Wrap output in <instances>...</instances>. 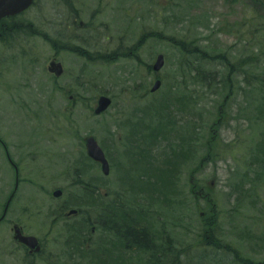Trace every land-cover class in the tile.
Instances as JSON below:
<instances>
[{
	"label": "rangeland",
	"instance_id": "obj_1",
	"mask_svg": "<svg viewBox=\"0 0 264 264\" xmlns=\"http://www.w3.org/2000/svg\"><path fill=\"white\" fill-rule=\"evenodd\" d=\"M47 2L42 8L51 11L57 0ZM95 2L96 0H90L89 4L94 8ZM106 2L109 8L98 19L103 23H110L111 19L113 20L112 26H109L112 31L107 37L119 38L120 50L117 52L119 58L116 56L115 61L109 66L102 65L97 60L87 62L88 58L98 59L94 54L102 50L99 47L89 48L82 60L64 57V60L66 58L69 61L71 73L68 79L56 81L59 92L55 90L52 76L47 72L51 60V54L47 50H39L37 53L35 50H29L22 38L20 47L11 49L8 53L0 50V127H6L17 135L21 131V136L29 135L28 132L32 130L29 141L32 134L38 135L44 131L46 138H37L39 141L36 142L34 140L38 146L35 149L39 156L37 162L42 164L41 153L43 154L44 150L48 154H52V150L60 154L59 159L56 154L53 155L55 166L44 164L51 173L47 191L51 187L66 189L65 196L62 195L61 200L55 204L64 202L68 197L67 192L80 194L78 188L74 186L70 188V181L73 184L74 179L81 181V185L86 183L96 185L99 182L102 186L99 193H103L107 199L117 198L111 195L119 194L129 202L131 194L134 199V191L127 189L147 190L145 201L136 205L139 214L136 212L135 226L137 229L145 228L151 248L153 246L159 248L162 240H165L164 243L169 250L167 264L171 261L173 264H264V117L261 96L247 94V87L240 72L230 78V81H233L231 90V86L227 85L229 81L225 84L226 71L218 61L204 71L210 78L214 74L217 76L214 80L209 78L210 86H202L199 83L196 85L197 79L190 69L191 63L187 67L183 62L185 58L192 62V57H183L171 46L176 44V41L178 43L186 41L189 44L195 40L198 48L227 53V58L231 62L239 57L257 56L255 64L259 66L258 70H262L263 33L259 32L257 35L252 33L256 25L263 21L264 10H260L257 18L249 16L245 18L251 6L248 0H185L187 3L194 2L195 5L180 22V11L176 10L178 16H173L174 4L177 3L175 0H104V3ZM146 7L149 12H146ZM111 8H117V11L112 12ZM182 14L185 15V12L182 11ZM37 18L42 19L39 16ZM127 18H133L132 23ZM191 21L193 25L190 26ZM143 28L147 29L148 33L162 31L174 39H170L171 42L166 45L152 41L148 43L151 47L149 46L147 52V61L158 53L165 57L161 78L165 79L166 84L161 91L162 95L165 94L170 99L179 97L181 87L177 89L178 86L175 84L177 78L188 76L195 81L189 83L192 91L190 93L195 96V104L193 107L188 104V108H184L183 112L181 110L180 114L175 113L176 104L164 102L160 96L156 98L157 100L149 104L143 102L140 106L134 104L137 103L136 100H128L130 88L133 86L130 83L133 74L130 71L131 62L126 58L129 54L127 50L135 44ZM252 39L255 41L249 43ZM100 53L111 55L112 51ZM4 56L5 61H2ZM58 57L61 59V55ZM15 61L19 68L9 71ZM82 70L84 71L81 73ZM211 80L216 83L213 85ZM90 85L95 87H89ZM173 87H176V90H172ZM102 95L110 98L112 105L103 115L93 118L91 109L94 108L97 98ZM69 97L73 99L71 102L68 100ZM162 101L164 106L160 112ZM221 105L223 106L220 107ZM143 106L141 116L130 117L132 109ZM219 107L223 109L221 112L224 117L219 121L213 132L214 139L211 140L209 129L218 118ZM124 108L127 111H124ZM166 108L168 111L164 112ZM147 110L150 114L144 112ZM154 110L156 111L153 112ZM121 111L125 116H118V112ZM167 113L173 115L179 129H186L188 123L192 122L198 136L195 145L199 146L197 153L190 151L180 159L176 169L178 177L173 179L168 174L176 172L163 171L166 142L153 149L155 159L148 168L145 166L146 163L136 167L137 165L130 160V152L132 150L142 152L146 149L145 141L138 143L131 139V143L127 138V132L117 133L115 128L117 120L121 126H131L132 121L138 122L136 128L157 126L165 119ZM31 116L34 117V121L31 120L33 119ZM31 125H35L34 128H30ZM5 132V128H0V137L4 140H23L21 136L14 138ZM118 134L122 138L121 144L117 142ZM88 135L96 138L112 165V173L107 178L102 176L99 168L84 159L85 152L80 141ZM27 137H24V140ZM164 140L168 141L166 138ZM164 140L158 142L162 143ZM207 140L211 141L209 144L211 157L193 175V180H188L193 169L205 158L207 151L204 144ZM127 146L132 150L127 149ZM117 147L120 154H117ZM125 151L129 154L123 155ZM33 172L37 173L36 170ZM160 172L164 173L163 177L159 176ZM257 172L260 173L258 179L261 182L257 181L255 176ZM0 173H5V166L1 162ZM7 173L10 188V172ZM135 174L144 175L134 180L137 177ZM54 175L57 180L53 178ZM191 185L211 193L216 221L210 217V206L191 196L189 192ZM38 196L28 198L25 191L24 193L21 191L13 203V210L17 212L20 210V213L21 206L26 207L22 219L17 220L18 218L14 216V221H20L24 232L37 237L45 246L43 255L35 264L91 263L89 258L72 256L69 253L70 249L61 251L56 237L62 230L65 236V227L53 225L50 207L54 204H50L52 200L49 196L46 198ZM0 202H3L2 196ZM38 203L43 205L39 212L36 209ZM95 206L94 201L91 205L94 213ZM197 206L208 214L209 219L206 216L205 224L210 220L211 225L207 224V228L200 221ZM77 221L71 220L70 223ZM10 227L4 225L0 229L2 234L0 239L7 237L9 241ZM87 233L86 229L81 231V235L87 236ZM210 237L222 247V250L215 249ZM132 246L134 247V244ZM135 247H138V243ZM162 252L163 250L158 249L151 254L155 253L161 260ZM178 253L181 255L178 256ZM20 257L22 259V256H16L15 263L19 264ZM121 258L119 255V259ZM142 259L146 258L137 254L131 264H143Z\"/></svg>",
	"mask_w": 264,
	"mask_h": 264
},
{
	"label": "flooded vegetation",
	"instance_id": "obj_2",
	"mask_svg": "<svg viewBox=\"0 0 264 264\" xmlns=\"http://www.w3.org/2000/svg\"><path fill=\"white\" fill-rule=\"evenodd\" d=\"M47 1L31 0V5L21 13L0 17V50L8 53L11 49L20 47L21 38L29 50H35L36 53L39 50H47L51 54L50 61L60 63L63 68V74L59 78L54 77L53 79V86L56 88L55 84L57 80H64L70 77L71 69L68 64L69 61L66 58L64 60V57L69 56L70 58L74 57L82 60L86 57L85 54L89 48L99 47L102 49L96 52H115L120 48V44L119 38L111 39L107 37L112 31L109 26H112L113 20L111 19L110 23H103L98 19L109 8V4L107 2L104 3V0H96L94 8L89 4L90 0H57L58 6H56L57 3H54L51 11L42 8L43 4L48 3ZM116 9L111 8L110 11L116 12ZM38 16L42 19L38 20ZM103 37L105 38L102 39ZM161 38H163L162 35ZM150 39L151 34L147 32V29L143 28L135 45L133 44L132 50L129 51L131 54V63L134 65L130 70L133 74V82H130L133 84L130 88L132 92L129 95L131 100H151L160 94L158 92L154 94L149 92L151 83L158 79V76L153 75L151 72V58L147 61V52L149 49L147 43ZM60 55L61 59L58 57ZM1 60L5 61V56ZM159 79L161 80L162 85L160 84V87L162 88V78ZM177 79V84L181 85L189 81L190 78L183 77ZM0 128L3 129L5 127L1 126ZM5 133L12 135L14 138L17 137L14 131L7 129ZM119 140H121L120 137ZM197 141L198 139L195 136L194 142L196 143ZM146 144L154 145L155 142L146 141ZM35 149L36 147L30 146L29 143L20 146V142L17 140H4L0 137V162L5 166V173H0V196L7 195L9 181L7 171L9 169L11 170L10 178L13 180V190L11 193L14 197L19 192L26 191V189L27 191L35 189L40 195L45 194V182L51 181V173L45 167L39 169L37 173L24 168L25 164L35 162V156H32V154H37ZM47 154L45 150L43 154L41 153L43 160H46ZM37 157L39 159L38 155ZM53 178L57 180L55 175ZM34 181H40L41 183H34ZM89 196L87 194L86 197ZM108 200L114 203L109 204V211L105 212L102 207L103 204H99L95 212V220L92 216H86L84 218L90 235L88 237L86 234L81 235L80 240H78L75 246L82 250L80 256L86 259L89 258L90 261L92 260V263L87 264H95L93 259H99L98 264H124L125 258H127L128 262H131L137 254H141L143 258H150L152 250L146 248L147 246H151L146 238L147 233L142 227L139 229L136 228L134 211L128 208L127 212H120L118 203L115 202L117 200ZM97 201H100V199ZM66 202L86 204V201L77 195H71L69 201ZM5 205H3L1 210L0 217L2 218L4 213L5 216L3 219L0 218V229L3 225L13 224V227H19L22 234L24 233L26 235L22 225L19 224L20 221H14L13 218L16 216L18 218L17 220H21L23 211L21 210L20 213V210L17 212L13 209H7L5 212ZM64 205L55 204L52 206L50 217L53 216V224L56 223L64 226L71 224L69 220L73 217H78V214L80 218L83 217L84 210L81 209L79 211L77 209L78 214L76 216H66L68 211L64 210ZM91 235L94 238L90 237ZM137 243L138 247H135ZM40 244L41 252L43 253L45 246L42 242ZM132 244H134V247ZM64 246L66 247L67 243H64ZM161 248L163 252L160 254V258L167 260V252H164L166 247L161 246ZM120 252L124 255L121 260L119 259ZM17 255L22 256V259L20 257L19 264H35V261L42 254L31 255L24 245L16 243L10 238L8 241L7 237L0 239V264H17L15 263L17 261ZM154 255L156 256V254Z\"/></svg>",
	"mask_w": 264,
	"mask_h": 264
},
{
	"label": "trees",
	"instance_id": "obj_3",
	"mask_svg": "<svg viewBox=\"0 0 264 264\" xmlns=\"http://www.w3.org/2000/svg\"><path fill=\"white\" fill-rule=\"evenodd\" d=\"M234 1V0H233ZM251 3V6L249 7V11L245 14L246 17H254L257 18L259 16L260 10H264V0H248ZM199 23V20H198ZM259 32L263 33V40H264V19L261 23L256 25L255 30L253 31V35L258 34ZM255 40L252 39L249 41V43H253ZM264 43V42H263ZM178 50L180 54L184 57L191 56L192 57V63L196 64V68H198V78L202 82L203 77H208L209 75H205L204 71L209 67L214 62H219L220 65L225 69L226 71V80L225 84H227L229 87L231 86L232 90V84L233 81H230V78L235 75V73L240 72V76L243 79V82L245 83V86L247 87V94L248 95H253V94H258L261 96L262 102V115L264 117V68L262 70L260 69L258 65L255 64V62L258 60L257 56H248L246 57H239L236 61H232L227 58L228 54L225 52H219V51H214L212 49H204L202 47L199 48H192V43H190L189 48H186L187 45L185 43L183 44H178ZM264 55V52H261ZM229 59V60H228ZM185 61H188L185 58ZM191 63V64H192ZM223 76V75H222ZM213 76V80H214ZM224 77V76H223ZM229 77V78H228ZM212 81V80H211ZM224 81V79H223ZM215 84V83H213ZM180 135L176 133L175 135V140L173 143L170 141H167V154H168V160H166V166L165 169L163 170L164 172L170 173V171L175 172L177 169V165H179V161L182 157L185 156V151L186 148L180 145H177V141L179 140ZM176 142V143H174ZM171 157V158H170ZM264 157V154H263ZM264 160V158H263ZM264 172V171H263ZM264 174V173H263ZM164 175V174H163ZM260 173H256L257 181H260L258 178H260ZM197 188L195 185H193L190 188V193L193 192ZM167 191L166 194L167 195ZM210 202V201H209ZM207 228V224L204 225ZM211 235V234H210ZM148 237V236H147ZM210 240L212 238L210 237ZM213 245L216 247V250H222V247L219 246L216 242L213 241ZM227 249V248H224ZM154 250H152L153 252ZM158 251V250H157ZM169 251V250H168ZM155 254V253H153ZM151 255L150 260H143V264H163V260L161 261L160 259H156L155 255ZM171 262H168L170 264ZM173 264V262H172Z\"/></svg>",
	"mask_w": 264,
	"mask_h": 264
},
{
	"label": "water",
	"instance_id": "obj_4",
	"mask_svg": "<svg viewBox=\"0 0 264 264\" xmlns=\"http://www.w3.org/2000/svg\"><path fill=\"white\" fill-rule=\"evenodd\" d=\"M10 4H6V3H2L0 2V11H4L9 7ZM28 5V2H19V3H13L12 7L16 6V7H26ZM16 11V10H15ZM163 66V57L159 56L157 58L156 63L153 66V70L155 72H158L161 67ZM49 71L55 73L57 76L60 75L61 73V69L59 65H54L52 64ZM56 68V69H55ZM159 87V82H156L153 86V88L151 89V92H155L157 90V88ZM111 101L105 97H100L97 101V105L96 108L93 111L94 116H99L101 115L103 112H105L107 110V108L110 106ZM85 143V147H86V151H87V155L88 157H90L92 160H94L95 162H98L101 164V171L102 173L107 176L109 174V167L107 162L104 159L103 153L101 152V150L99 149V147L97 146V143L95 141V139L93 137H87L84 140ZM61 192L57 191L53 194V196L55 198L60 197ZM74 213V212H71ZM14 239L22 244H24L27 248L30 249V253H38L40 248L39 245L36 241V239L34 237H23L20 235V233L18 231H15V235H14Z\"/></svg>",
	"mask_w": 264,
	"mask_h": 264
},
{
	"label": "bare ground",
	"instance_id": "obj_5",
	"mask_svg": "<svg viewBox=\"0 0 264 264\" xmlns=\"http://www.w3.org/2000/svg\"><path fill=\"white\" fill-rule=\"evenodd\" d=\"M127 19H130V18H127ZM14 68H19L17 61H15V63L12 65V67L9 69V71L12 70V69H14Z\"/></svg>",
	"mask_w": 264,
	"mask_h": 264
}]
</instances>
